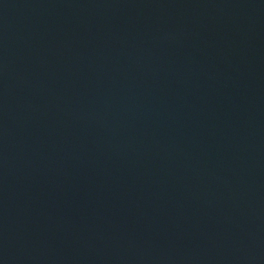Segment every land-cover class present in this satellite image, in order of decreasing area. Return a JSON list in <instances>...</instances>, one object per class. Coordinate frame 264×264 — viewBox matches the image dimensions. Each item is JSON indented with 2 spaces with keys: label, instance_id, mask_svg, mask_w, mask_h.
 <instances>
[{
  "label": "water",
  "instance_id": "water-1",
  "mask_svg": "<svg viewBox=\"0 0 264 264\" xmlns=\"http://www.w3.org/2000/svg\"><path fill=\"white\" fill-rule=\"evenodd\" d=\"M0 264H264V0H0Z\"/></svg>",
  "mask_w": 264,
  "mask_h": 264
}]
</instances>
